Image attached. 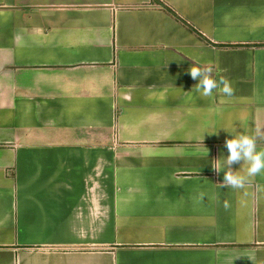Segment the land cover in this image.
Listing matches in <instances>:
<instances>
[{
  "label": "crops",
  "instance_id": "obj_1",
  "mask_svg": "<svg viewBox=\"0 0 264 264\" xmlns=\"http://www.w3.org/2000/svg\"><path fill=\"white\" fill-rule=\"evenodd\" d=\"M262 44L264 0H0V264H264V173L212 168L264 131Z\"/></svg>",
  "mask_w": 264,
  "mask_h": 264
},
{
  "label": "clouds",
  "instance_id": "obj_2",
  "mask_svg": "<svg viewBox=\"0 0 264 264\" xmlns=\"http://www.w3.org/2000/svg\"><path fill=\"white\" fill-rule=\"evenodd\" d=\"M188 73L193 80L197 81L195 91L202 97H211L216 89H219L226 96L234 94L230 81L224 76H220L218 80L214 79L210 67L193 65L188 69ZM225 131L232 135L231 139L226 138L224 140L227 156H221L219 159L214 160L216 163H212V168L217 174L223 171V180L222 183L218 184L219 187L243 189L249 178L264 173V150H257V139L264 137V131L257 127L255 136L236 130ZM207 151L206 149L205 155H207ZM240 162L247 164L246 175L239 174L231 167L233 164H239ZM203 197L204 194L200 192L198 198L202 200ZM223 206L227 210L230 204L227 200H224Z\"/></svg>",
  "mask_w": 264,
  "mask_h": 264
},
{
  "label": "trees",
  "instance_id": "obj_3",
  "mask_svg": "<svg viewBox=\"0 0 264 264\" xmlns=\"http://www.w3.org/2000/svg\"><path fill=\"white\" fill-rule=\"evenodd\" d=\"M159 5L161 6V8L165 12H167L171 17H173L175 20H177L182 25H184L190 32H192L194 35H196L199 39H201L202 41L206 42L209 45L216 46V47L220 46V45H216V44L211 43L198 30H196L192 25H190L182 17H180L173 9H171L170 7H168L167 5H165V4L161 3V2H159ZM231 46H234V45H231ZM262 46H264V44H262Z\"/></svg>",
  "mask_w": 264,
  "mask_h": 264
}]
</instances>
